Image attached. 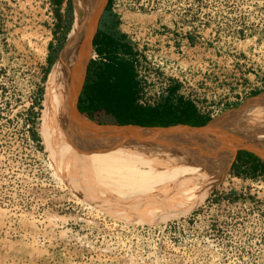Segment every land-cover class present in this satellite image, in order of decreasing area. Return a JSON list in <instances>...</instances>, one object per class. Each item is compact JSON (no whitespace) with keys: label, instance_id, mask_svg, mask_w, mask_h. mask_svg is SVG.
<instances>
[{"label":"rangeland","instance_id":"obj_1","mask_svg":"<svg viewBox=\"0 0 264 264\" xmlns=\"http://www.w3.org/2000/svg\"><path fill=\"white\" fill-rule=\"evenodd\" d=\"M112 1L121 30L146 40L136 47L142 58L129 60L140 85L138 104L159 74L180 83L210 122L264 94V0ZM56 11L52 0H0V264H264V177L225 172L223 153L189 147L138 158L170 171L216 162L217 172L213 179L188 174L168 199L158 202L150 193L144 205H134L47 150L42 131L50 47H57L69 19L64 50L75 24L64 7L62 19ZM157 23L190 35V49L157 48L150 34ZM90 85L87 78L83 96ZM83 115L120 126L104 110ZM195 194L194 206L181 213L143 219Z\"/></svg>","mask_w":264,"mask_h":264},{"label":"bare ground","instance_id":"obj_2","mask_svg":"<svg viewBox=\"0 0 264 264\" xmlns=\"http://www.w3.org/2000/svg\"><path fill=\"white\" fill-rule=\"evenodd\" d=\"M76 1L78 5L77 20L61 58L51 71L46 87L42 137L47 150L58 157H66L68 165L77 172L80 171V174L85 173L86 179L101 184L107 189V192L114 194L113 196L127 199L134 205H144L148 201L146 198L150 193L157 196L158 202L168 199V194L171 196L172 191H178L179 185L187 184V180L190 178L188 174L198 173V175L215 178L216 162H202L190 166L188 169L170 171V168L164 167V165L157 167L158 162H152V159L138 160L145 155H154L153 153L156 151L166 155L183 152L189 147L198 148L200 153L205 152L207 147L201 143L184 139L176 141L164 139V141L149 143L141 148L116 145L107 141L96 130L97 122L85 115H75L74 103L77 89L82 81V74L77 72L79 70L77 66L70 67V56L78 41H81L83 36L84 38L87 36L86 28H83V18L80 15V2ZM220 127H224V125L214 123L209 130L213 132ZM121 132L129 137L139 134V132L129 129ZM93 140L95 141L93 142ZM109 148L117 149V151L112 153ZM244 148L264 162V128ZM126 153H130L132 156L128 157L125 155ZM215 159L216 157L210 153L207 161L211 162ZM167 179H173L170 186L166 183ZM199 196L195 194L183 203L167 210L151 213V215L147 214L143 219L166 220L193 207ZM102 201L105 202V200Z\"/></svg>","mask_w":264,"mask_h":264},{"label":"trees","instance_id":"obj_3","mask_svg":"<svg viewBox=\"0 0 264 264\" xmlns=\"http://www.w3.org/2000/svg\"><path fill=\"white\" fill-rule=\"evenodd\" d=\"M54 5L57 6V15L62 19L60 14L61 8L65 0H52ZM113 1L111 4V8ZM113 27L106 33L107 41L112 34H116L120 27V18L117 14L113 15ZM61 24V23H60ZM71 29V23L68 19L64 25V34L60 38V42L56 48L50 47L49 56V69L46 71V77L49 75L51 68L55 65L65 42L68 33ZM99 51V50H98ZM114 70V71H113ZM88 79L91 81L89 89L86 91L85 96H81L79 108L82 113L94 115L98 111H106L110 114L120 126L125 125H138L144 127H170L179 124H187L192 126H205L211 118L202 116L196 105L191 102H180L178 106H166L162 101L155 107H143L138 104V95L140 85L136 79L135 65L132 61H123L118 68L107 67L105 64L96 65L92 64L90 67ZM115 72L120 77V82L116 89L109 82V74ZM46 79V78H44ZM132 87V88H131ZM129 94V98L127 97ZM257 92L255 95H259ZM89 117V116H88ZM90 118V117H89ZM33 138L40 142L41 137L33 131ZM238 161L240 164L247 163L244 158L248 156L257 162L254 172L258 169L264 170V162L254 155L253 153L246 152L245 156H241L244 152H240ZM253 175L254 172L249 170H242L241 165L234 166V172L237 176H244L243 172Z\"/></svg>","mask_w":264,"mask_h":264},{"label":"water","instance_id":"obj_4","mask_svg":"<svg viewBox=\"0 0 264 264\" xmlns=\"http://www.w3.org/2000/svg\"><path fill=\"white\" fill-rule=\"evenodd\" d=\"M107 2L108 0L100 1L99 10L95 16L96 21L90 23L88 28H86L87 36L85 38L83 36V39L78 41V44L75 45L70 56V67L73 66L75 68V66H77L79 69L77 72L82 74V81L77 89L76 101L74 103L75 115L77 116L83 115L78 105L79 97L87 76V68L90 59L89 56L92 55V40L96 32L97 20ZM214 123H219V125L223 124L224 127L217 128V130L215 129L212 132L209 128ZM263 128V93L252 98L242 107L233 109L205 126H191L185 124L170 127H144L138 125L105 126L100 125L99 123L96 126V130L110 143L132 148L145 147L149 143L161 142L164 141V139L172 141L184 139L186 141L201 143L208 149L211 148L214 152H220L226 156L228 163L224 168L225 172L233 169L239 156V152L242 149H245V145L251 142ZM126 129L134 130L139 132V134L131 137L126 136V134H122L121 132Z\"/></svg>","mask_w":264,"mask_h":264},{"label":"crops","instance_id":"obj_5","mask_svg":"<svg viewBox=\"0 0 264 264\" xmlns=\"http://www.w3.org/2000/svg\"><path fill=\"white\" fill-rule=\"evenodd\" d=\"M64 3H65L63 5L64 10L66 9L67 13L69 12L68 18H70L73 14L72 12L73 9L70 7V3L67 2V0ZM64 17L65 19H67L66 16ZM161 25L162 23L161 24L157 23L156 25L153 24L150 28L152 42L155 44L157 48L161 47L162 49H165L166 47L169 46L178 53L186 52L187 50L190 49V47L192 46L190 35H186L185 33L180 32V30H177L176 28L171 30L169 28L162 27ZM136 37H138V40L124 33L119 27L117 33L112 34L109 38H107V41L102 40L98 43L97 52L102 57V60L98 62H93V64L96 65L105 64L107 67H111L115 69L120 67L123 61L131 60L132 58H134L135 60L142 58L144 53L140 49L137 50L136 47L137 46L143 47L145 45L146 40L145 38L140 37L137 33H136ZM108 79L110 84L113 85L115 89L118 86L119 82L121 81L120 77L115 72L110 73ZM181 89H182V85L178 82H174L172 86L169 88L167 94L163 97L162 104H165L166 106H175V107L178 106L180 102H184V103L191 102L195 104V101L192 98L184 96L183 92H181ZM156 127H160V126H156ZM244 160L247 162L245 163V165L244 163L240 164V161H238L237 158L234 166L241 165L242 170L247 169L250 172L251 171L254 172L253 169L256 168L257 162L254 159L249 158L248 156H246ZM252 176L264 177V170L259 168L257 172L253 173Z\"/></svg>","mask_w":264,"mask_h":264},{"label":"flooded vegetation","instance_id":"obj_6","mask_svg":"<svg viewBox=\"0 0 264 264\" xmlns=\"http://www.w3.org/2000/svg\"><path fill=\"white\" fill-rule=\"evenodd\" d=\"M100 1L101 0H97V1L96 0H79V2H80V6H79L80 15L83 18L82 20L84 22L83 28L84 27L88 28L90 23H93L96 21L95 16L97 15V12L99 10ZM65 2H66V0H65ZM67 2L70 3V7L73 9L72 12L75 15V22H76V20H77V18H76L77 9H78L77 1L76 0H67ZM111 4H112V0H108L106 6L104 7L103 11L100 13V16L98 17L96 32H95V34L93 36V40H92L93 45H92L91 53L93 51H97L98 43L106 38V33L110 29H112V27H113V21H114L113 15H115V12H114L113 8H111ZM68 6H67V8H68ZM92 64H93L92 59H89V65L87 68V76H86V80L84 83V87H85V84H86V81L88 78V74L90 73L89 71H90V67ZM84 87H83L82 92H81L80 97H79V104H80V99H81Z\"/></svg>","mask_w":264,"mask_h":264},{"label":"built area","instance_id":"obj_7","mask_svg":"<svg viewBox=\"0 0 264 264\" xmlns=\"http://www.w3.org/2000/svg\"><path fill=\"white\" fill-rule=\"evenodd\" d=\"M52 4L54 5L53 1ZM91 59L93 62H98L102 60V57L98 54L97 51H93L91 55ZM156 83L152 88V92L150 93V96H142L139 105L143 107L157 106L163 99V97L167 94L169 88L172 86V78L168 77L163 74L158 75V77L155 79ZM213 117V116H212Z\"/></svg>","mask_w":264,"mask_h":264}]
</instances>
